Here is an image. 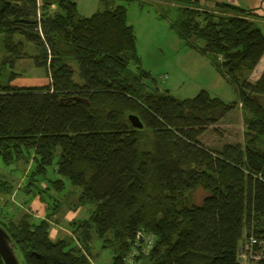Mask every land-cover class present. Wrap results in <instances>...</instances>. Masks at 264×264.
Wrapping results in <instances>:
<instances>
[{
  "label": "trees",
  "instance_id": "obj_1",
  "mask_svg": "<svg viewBox=\"0 0 264 264\" xmlns=\"http://www.w3.org/2000/svg\"><path fill=\"white\" fill-rule=\"evenodd\" d=\"M102 1L103 9L83 17L76 0H0V159L21 164L24 191L47 208L40 220L0 207V225L22 264H91L94 238L111 250V264H125L133 252L135 264H240L250 237L264 243V70L249 81L264 57L259 18L228 4L175 8L179 38L214 60L239 96L227 104L202 90L178 100L147 72L131 70L140 58L126 6ZM24 58L46 71L47 85H12ZM236 105L244 143L205 146V129ZM10 183L0 180V194L14 193ZM68 185L70 208L93 210L70 223L73 237L53 240ZM198 190L206 196L194 204ZM255 251L264 264V246Z\"/></svg>",
  "mask_w": 264,
  "mask_h": 264
},
{
  "label": "rangeland",
  "instance_id": "obj_2",
  "mask_svg": "<svg viewBox=\"0 0 264 264\" xmlns=\"http://www.w3.org/2000/svg\"><path fill=\"white\" fill-rule=\"evenodd\" d=\"M76 2L81 16L89 17L104 8L102 0H76ZM120 3L126 6L128 23L134 27L137 54L140 58L139 64L132 66L131 70L138 67L147 72L161 92H168L178 100H192L202 90H205L211 96L218 97L227 104L239 102L237 91L227 80L220 66L210 57L202 55L197 45L189 44L179 38L175 28L171 25L177 17L175 9L157 8L156 5L149 6L141 2L120 1ZM25 49L29 54H34L33 46L28 45ZM1 58L2 56H0V60ZM74 68L78 69L75 63ZM15 72L20 73L24 80L32 79V82L36 83V80L40 79L41 86L48 84L45 70L36 67L30 58L20 60L16 64ZM32 76L34 78H28ZM259 77L258 69L254 70L249 75V81L254 83ZM75 79H78L77 75ZM35 86L39 87L38 83ZM244 120L241 105H236L216 125L205 129L200 140L205 146L214 149H220L227 144H243L245 141ZM20 170L22 171L21 164L7 167L0 159V180L10 181L15 189L12 195L0 194V207L11 212L14 216H17L19 212H24L19 209L21 203L23 206L29 207L31 201L28 200L25 203L21 198V194L24 195L25 172L23 174ZM16 190L19 194H15ZM73 192L72 187L68 185L63 195H60L63 204L58 212H64L68 207L70 208V202L74 200V197L69 196ZM67 193L69 195L64 196ZM205 196L203 191L198 190L192 195L191 200L194 204H201ZM0 218L2 222H6L4 218ZM92 252L95 254V258L91 264H111L112 252L110 249L103 248L99 238H94Z\"/></svg>",
  "mask_w": 264,
  "mask_h": 264
},
{
  "label": "crops",
  "instance_id": "obj_3",
  "mask_svg": "<svg viewBox=\"0 0 264 264\" xmlns=\"http://www.w3.org/2000/svg\"><path fill=\"white\" fill-rule=\"evenodd\" d=\"M126 3L130 2H141L144 4H147L149 6H157L162 7L166 9V7H170L172 9H175L179 6L180 3L187 2L191 7H197L202 10H214L216 6L220 4H228L231 6H235L238 8H242L244 10H248L252 15L256 16L259 18V24L262 29H264V0H123ZM122 2V1H121ZM86 17V16H83ZM33 61V60H32ZM259 71V76L264 70V57L262 58L261 62L257 66L255 70ZM46 73V71H45ZM47 75V73H46ZM28 78H34L28 77ZM37 79V78H36ZM33 80H24L22 76H19L17 79H15L12 83V85L16 87H36V83H38V86L40 85V79H37L36 83L32 82ZM49 82V79H48ZM43 86V85H42ZM18 193V191H15V194ZM19 194V193H18ZM14 195V194H13ZM31 197V199H30ZM22 200L24 199V202L30 201L29 207L23 206L21 203V207L19 209L24 211L23 213H18L17 216L14 217H19L25 213H29L32 217L35 219H45L47 218V211H46V205L45 203L40 199L39 196H33L29 193H26L24 191V195L21 194ZM11 209V207H10ZM5 210V209H4ZM93 207L91 206H84V207H79V208H69L64 211V212H58L54 217H53V222L52 227L50 230V236L53 240L57 239H64L67 237H73L70 223L74 221H83L87 220L90 217V213L92 212ZM11 213V212H10ZM245 241V239H244ZM242 244L240 243V246ZM112 263V262H111ZM239 263L240 264H258L253 261H247L245 258L240 257L239 258Z\"/></svg>",
  "mask_w": 264,
  "mask_h": 264
},
{
  "label": "water",
  "instance_id": "obj_4",
  "mask_svg": "<svg viewBox=\"0 0 264 264\" xmlns=\"http://www.w3.org/2000/svg\"><path fill=\"white\" fill-rule=\"evenodd\" d=\"M128 118L135 129L142 130L144 128V124L138 116L132 114ZM0 257L4 264H22L13 239L2 225H0Z\"/></svg>",
  "mask_w": 264,
  "mask_h": 264
},
{
  "label": "built area",
  "instance_id": "obj_5",
  "mask_svg": "<svg viewBox=\"0 0 264 264\" xmlns=\"http://www.w3.org/2000/svg\"><path fill=\"white\" fill-rule=\"evenodd\" d=\"M41 4L43 0H38ZM153 244V238L152 236H146V245L148 248V251L150 250L151 246ZM258 246H264V243L257 239L256 237H250L240 248L239 256L247 259V261L251 260L254 262H259L263 259V253L262 251H255V248ZM136 252H133L132 254L128 255L125 259V264H135L133 256Z\"/></svg>",
  "mask_w": 264,
  "mask_h": 264
}]
</instances>
